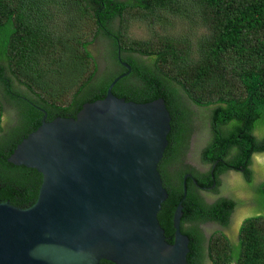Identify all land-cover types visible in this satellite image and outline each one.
I'll use <instances>...</instances> for the list:
<instances>
[{"label": "trees", "instance_id": "16d2710c", "mask_svg": "<svg viewBox=\"0 0 264 264\" xmlns=\"http://www.w3.org/2000/svg\"><path fill=\"white\" fill-rule=\"evenodd\" d=\"M181 1L0 0V202L23 209L35 203L42 176L34 169L8 163L7 158L41 125L40 109L46 112V121L71 118L84 104L103 99L119 75L116 61L120 53L130 73L114 85L112 94L138 104L164 100L171 117L167 152L170 149L177 154L187 141L190 119L183 94L205 110L202 117L209 126L201 155L209 172H193L197 185L186 180L183 201L187 170L164 174L162 164L167 158L158 166L168 197L157 219L167 242L173 243V215L182 201L180 231L189 239L187 264H203L205 253L212 264H264V210L243 221L236 245L216 232L205 249L199 224L226 227L236 203L226 198L208 203L197 187L214 184L206 193L215 195L221 186L218 177L240 170H244L240 172L244 184L249 185L252 156L264 153V137L257 139L253 134L256 129L264 131V0H191L201 7L214 29L202 49L203 63L193 75L182 62L183 51L178 46L164 40L160 47L150 49L148 43L123 41L120 30L113 32L117 22L123 24L125 14L132 10L142 17L154 15L172 10ZM98 37L108 42L111 64L95 86L92 80L97 65L89 47ZM217 75L223 81L234 79L241 89L239 95L219 90L203 97L195 92L211 86ZM5 108L13 112L6 127ZM255 197L264 202V196ZM182 223L189 226L182 228Z\"/></svg>", "mask_w": 264, "mask_h": 264}, {"label": "water", "instance_id": "95a60500", "mask_svg": "<svg viewBox=\"0 0 264 264\" xmlns=\"http://www.w3.org/2000/svg\"><path fill=\"white\" fill-rule=\"evenodd\" d=\"M123 66L105 97L75 117L46 121L40 109L41 125L7 158L42 180L32 206L0 202V264H187L182 201L187 178L197 182L183 178L170 244L157 215L168 197L158 166L171 117L162 98L138 104L112 94L130 73Z\"/></svg>", "mask_w": 264, "mask_h": 264}, {"label": "rangeland", "instance_id": "374dc122", "mask_svg": "<svg viewBox=\"0 0 264 264\" xmlns=\"http://www.w3.org/2000/svg\"><path fill=\"white\" fill-rule=\"evenodd\" d=\"M124 18L123 24L119 21L113 29V32L120 30L123 33V41L148 43V48L156 49L155 47H160L161 41L166 40L183 51L182 62L185 67H189L192 75L193 70L203 63L202 49L205 43L211 40L214 35L212 23L206 19L201 7L191 0L181 1L170 11H159L154 15L143 17L139 12L132 10L125 14ZM219 77L221 76L217 75L213 79L211 86L195 90V92L202 94L203 97L219 90L230 92L234 96L239 95L241 89L234 79L228 77L223 81ZM182 97L189 112L190 130L186 144L181 151L180 160L185 166H190L188 161L192 163L197 161L198 148L205 134L209 132V126L202 117L205 110L195 106L185 94ZM253 134L257 139L264 137V131L259 132L257 129ZM250 170L252 180L249 185L244 184L246 182L240 172L229 171L222 177L220 189L224 192H230L231 198L235 200L237 205L231 225L224 228L218 224H212L208 229L210 236L216 232H222L233 245H236L243 221L254 215H259V210H264V202L258 201L255 197L257 194L264 196V153H256L252 156ZM202 196L208 201H213L215 197V195L206 192H202ZM262 227L260 225L259 229ZM203 264H212L207 254H204Z\"/></svg>", "mask_w": 264, "mask_h": 264}, {"label": "flooded vegetation", "instance_id": "af4514ba", "mask_svg": "<svg viewBox=\"0 0 264 264\" xmlns=\"http://www.w3.org/2000/svg\"><path fill=\"white\" fill-rule=\"evenodd\" d=\"M107 44H108V42L104 38L98 37L97 39H95V41L89 47L90 50H91L92 55L94 56V59H95L96 65H97V72H96V74H95V76H94V78L92 80V83L95 86H97L99 84L101 79L105 76L106 73H108V69L110 68L111 62H110V60L108 58V46H107ZM91 48H93V49H91ZM116 62L118 64L119 75L126 73L127 70L123 66V63L127 64V62L123 60L122 54L118 53V57H117V61ZM12 118H13V112L10 111L9 109L5 108V110H4V118H3V126L4 127L8 126V124L10 123ZM208 138H209V136H207V133H206L205 136L203 137V139L201 141V144H200V146L198 148V151H197V155H198L197 156V161L194 162V163L188 161L190 166H185L181 162L180 158H181V151L182 150L178 151L177 154L174 151L170 150V149L167 152V148L169 147V145H168L166 150H165V152H167V154L166 155L164 154V158L162 159V161L165 158L168 159L167 162L164 161V163L162 164L163 173L166 174V175H172L174 173V171L182 168L183 171L187 170V172L185 173L184 176L190 175L193 179H194L193 172L199 173L200 175L207 174L209 172V164H206L203 161V159L201 158V155H202V150L206 146ZM160 165H161V163H160ZM193 168H194V170H193ZM224 175L225 174H222V175H220L218 177L220 183H221L222 177ZM187 179H190L193 182V180L191 178H187ZM197 187H198V189H202V190H200L202 192L203 191L204 192H208V191H212L214 189V188H212L211 190H209L210 187H201V186H197ZM231 195L232 194L230 192H224L221 189H219V192L217 194H215L214 199H216V198H226V199L233 200L235 202V200L231 198L232 197ZM205 201L208 202V203L212 202V201H208L206 198H205ZM235 208H234L233 212L230 215L229 223L226 226V228H228L231 225V223H232V216H233V213L235 211ZM212 224L215 225V223L204 222V223H200L199 227H198L200 232H201V234L206 239V243H205V246H204L205 249L207 247V240L210 238V235H209L210 233H208V229H209V227ZM188 226L189 225L187 223H182V225H181L182 228H187Z\"/></svg>", "mask_w": 264, "mask_h": 264}]
</instances>
